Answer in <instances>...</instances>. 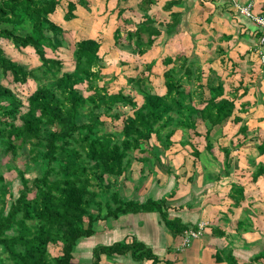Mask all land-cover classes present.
<instances>
[{
    "label": "trees",
    "instance_id": "1",
    "mask_svg": "<svg viewBox=\"0 0 264 264\" xmlns=\"http://www.w3.org/2000/svg\"><path fill=\"white\" fill-rule=\"evenodd\" d=\"M152 2L143 0L140 7L146 12ZM78 4L84 7L87 1L0 0V71L10 76L13 84H23L28 79L35 84L22 99L11 86L0 82V154L14 158L24 151L26 162L45 160L41 173L33 169L35 174L31 176L24 170L16 171L20 186L15 195L0 184V264H77L72 260L74 247L81 238L94 233L103 207L104 218L157 211L173 234H184L188 227L179 218L169 216L166 199H122L115 180L128 173L131 154L144 152L142 146L148 145L152 136L164 151L172 144L176 130L189 137L192 131L196 136L201 124L207 139L210 131L234 111L236 96H223L221 82L209 86V96L203 98L202 88L179 87L171 67L162 74V93L152 88L148 75L127 77V82L132 86L135 83L142 93L141 102L121 88L111 92L101 71L104 64L100 42L82 37L73 46L67 45L66 31L52 20L58 9L63 10L64 21L73 19ZM177 4L171 1L168 6ZM158 31L148 23L137 24L134 30L127 31L126 38L134 39L138 53H142ZM142 33L148 35L146 43L142 42ZM113 35L116 42L118 28ZM8 43L14 48H32L39 66L26 69L14 61L4 50ZM64 45L71 52V68L63 69L62 61L55 57L57 49ZM47 49L54 55H47ZM179 60L185 65L187 57L169 56L165 65H175ZM143 71L149 73L150 66ZM82 83L86 94L77 86ZM193 94L202 96L196 105L190 99ZM82 109L89 118L77 122ZM103 116L119 120L118 129L107 127ZM223 152L226 162L230 151ZM259 153H264V143ZM150 156L159 161L158 153ZM50 247L58 253L51 254ZM101 254H129L133 260L152 259L151 264L157 261L151 250L138 241L96 246L92 264H98ZM259 258H264V253L255 257ZM228 260L234 261L231 254Z\"/></svg>",
    "mask_w": 264,
    "mask_h": 264
},
{
    "label": "crops",
    "instance_id": "2",
    "mask_svg": "<svg viewBox=\"0 0 264 264\" xmlns=\"http://www.w3.org/2000/svg\"><path fill=\"white\" fill-rule=\"evenodd\" d=\"M86 1L89 12L82 23L98 26L109 20L114 44L116 28V42L134 46V39H127L126 33L137 24L148 23L159 30L142 53L137 50L118 61L123 68L137 63L133 71H122L125 85H129L128 76L148 75L152 88L162 93V74L171 67L181 88H202L203 98H208L209 86L221 82L223 96L236 97L232 115L215 126L207 139L201 124L196 136L192 131L189 137L176 130L172 144L164 151L152 136L157 144L150 140L142 146L144 152H133L128 173L115 180L122 199H166L169 216L179 218L188 229L204 220L201 235L179 247L182 235L173 234L157 211L104 218L103 207L94 233L75 245L73 263L92 264L96 246L138 241L157 257L154 264H264V258L255 259L264 253V153H259L264 143V61L258 53L260 49L264 53V45L260 48L259 27L234 5L251 4L255 13H264V0H153L146 12L140 7L143 0ZM171 1L178 4L169 7ZM85 9L78 4L73 19L64 21L63 12L60 19L66 23L77 20ZM141 38L146 43L148 35L142 33ZM179 54L187 57L185 65L181 60L165 65L167 57ZM147 66L149 73L143 71ZM105 80L109 85L112 82ZM121 87L119 84L117 89ZM190 99L196 105L202 96L193 94ZM224 150L230 151L226 162ZM148 152L158 153L159 161ZM144 165L145 177L140 181ZM152 172L155 174L151 177ZM129 175L131 181L127 180ZM230 254L234 261L228 260ZM151 260H133L129 254H101L98 264H151Z\"/></svg>",
    "mask_w": 264,
    "mask_h": 264
},
{
    "label": "rangeland",
    "instance_id": "3",
    "mask_svg": "<svg viewBox=\"0 0 264 264\" xmlns=\"http://www.w3.org/2000/svg\"><path fill=\"white\" fill-rule=\"evenodd\" d=\"M88 1L90 2V0ZM89 6H84L86 8L85 9L86 12L83 10L82 13L78 15L79 19L77 20L76 19L72 20L69 23L63 22V20L60 19L61 12H63L62 9H58V11H56V15L55 14L52 15V20H54L58 24H61V26L66 31L65 37L67 40V45L73 46L74 41L84 36H96L98 41H101L103 44V46H101L99 49V54L101 55L105 54L103 57L104 65H103L102 74L104 76V81H107L105 79H108V82L112 81L110 85L108 84L110 91L112 92L117 90L120 84L123 87V91L126 94H131L132 96H135L137 101L141 102L142 93L136 89L135 83H133V86L128 82L127 83L129 85L124 84L123 78H125V74H123L122 72L123 70L133 71L135 68L134 66L137 63L134 64L131 62L132 66H129L130 65L129 64L128 67L125 68L121 67L122 65L118 63V61H121L120 58H122L123 55H129V53L135 54V52H137L139 48H137L136 46H134L129 42L125 43L121 40H119V42H115L114 44V42H112V39L109 36L111 34L110 31L111 24H109V20H107L105 24H101L98 26L92 24L90 25L88 24V22L86 24L82 23V18H84L85 14L89 12ZM87 21H89V19ZM105 43H108L109 45ZM65 46L66 45L58 48L57 52H55L56 55L55 57L59 58L62 61L63 69L71 68L73 65L72 57H70L71 52L69 50V47L68 46L65 47ZM4 50L6 53L10 54V56L14 61L20 63L26 69L35 68L40 64V60L36 56L33 49L30 47L14 48L12 44L8 43L6 46H4ZM46 53L47 55L50 56L54 55L48 49L46 50ZM137 66L139 67V65ZM111 78H114V80ZM0 82L11 86L12 89L17 93V95L20 96L22 99H24L34 89V85H35L31 79H28L23 84H18V83L13 84L11 81V77L9 75H3L1 71H0ZM99 82H102V80H100ZM77 86L85 94L88 93L87 91H85L86 89L85 83L79 84ZM88 118H89V114L86 112V109H82V114L77 116L76 121L83 122V121H87ZM102 119H105L107 127H111V129L113 128L118 129L120 123L119 120L110 121V119L104 116L102 117ZM181 138L184 141L186 140V137H181ZM151 141L154 144H157L155 140H151ZM148 155H150V152H148ZM26 158L27 155L26 153H24V151L19 152L16 156H14V158H12L9 154H0V177H2V183L0 182V184H3L4 186H7L9 189H11L14 195L16 194V189L20 186V182L16 172L17 170H24L25 172H27L28 175L32 176L35 174V170L33 169H36L38 172H40L45 167V160L41 158H38L35 163L26 162ZM145 165L142 167L143 172H141V174L143 175L141 176L140 181H142L143 178L145 177L144 175L146 170ZM169 173H171V171H169ZM151 174L152 177L154 176L155 172H152ZM131 179L132 177L131 175H129L127 177V180L131 181ZM199 222L205 223L204 220L203 221L201 220ZM0 253L2 252L0 251ZM50 253L57 254L58 250H56L55 247H50Z\"/></svg>",
    "mask_w": 264,
    "mask_h": 264
},
{
    "label": "built area",
    "instance_id": "4",
    "mask_svg": "<svg viewBox=\"0 0 264 264\" xmlns=\"http://www.w3.org/2000/svg\"><path fill=\"white\" fill-rule=\"evenodd\" d=\"M234 5L237 12L252 19L255 22V24L259 27L260 30L259 44L261 45L260 46L261 48L264 45V15L254 13L251 9V4H246V5L234 4ZM258 53L261 61H264L263 51L260 49ZM204 226L205 223L197 222L195 228L187 229L184 232V234H182L181 236V241L179 243V246L184 247L189 245L192 239L197 238L201 235Z\"/></svg>",
    "mask_w": 264,
    "mask_h": 264
}]
</instances>
